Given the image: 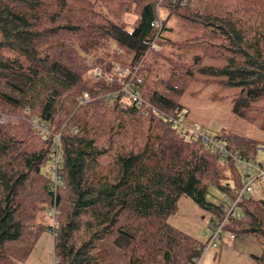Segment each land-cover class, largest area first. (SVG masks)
Listing matches in <instances>:
<instances>
[{"label":"trees","instance_id":"16d2710c","mask_svg":"<svg viewBox=\"0 0 264 264\" xmlns=\"http://www.w3.org/2000/svg\"><path fill=\"white\" fill-rule=\"evenodd\" d=\"M141 61L138 89L158 113L110 79L115 62ZM203 78L233 90L234 111L264 128V0H0V111L17 117L0 122V264H28L47 233L57 264H194L207 237L169 223L179 199L213 221L248 178L167 118L185 117L182 96ZM31 117L61 134L57 189L54 135ZM215 137L264 164V139ZM225 228L256 236L264 264V197L243 196Z\"/></svg>","mask_w":264,"mask_h":264},{"label":"rangeland","instance_id":"374dc122","mask_svg":"<svg viewBox=\"0 0 264 264\" xmlns=\"http://www.w3.org/2000/svg\"><path fill=\"white\" fill-rule=\"evenodd\" d=\"M156 13H161L156 6ZM174 24V22H173ZM177 31V28H176ZM175 36L176 34L173 33ZM206 62L219 64V60L208 58ZM182 103L185 106L183 120L202 128L209 135L225 132L237 135L264 139V128L256 121L239 116L234 111L233 90L223 88L207 78L193 80L184 95ZM259 104H264V98ZM262 151L259 152L261 161ZM252 196L264 197V183L257 180L253 184ZM171 225L198 239H206L212 230L211 213L199 205L192 197L182 196L178 202V209L170 215ZM47 241L46 247L41 243ZM43 241V242H42ZM45 243V242H44ZM51 233L44 234L32 253L28 264L53 263V244ZM263 245L254 235H236L235 238H223L218 247L209 250L200 264H255V255L261 254ZM51 257V259H50ZM47 260L45 262L43 259Z\"/></svg>","mask_w":264,"mask_h":264},{"label":"built area","instance_id":"2783aa9c","mask_svg":"<svg viewBox=\"0 0 264 264\" xmlns=\"http://www.w3.org/2000/svg\"><path fill=\"white\" fill-rule=\"evenodd\" d=\"M153 28L161 30L163 27V19L161 14L156 13V18L151 23ZM151 50H156L154 44L151 46ZM141 62L133 64L131 67H124L121 63L115 62L113 65L112 76H110L111 80H117L121 84V93L129 99L131 102L136 103L140 108L143 114L148 113H158L156 107H154L151 103L147 102L139 92V85L143 82L142 75L140 73L141 70ZM102 68L98 66L97 72L101 73ZM81 103H86L90 100V95L88 92H85L81 98ZM16 115L7 114L3 111H0V122L7 123L9 121H14L16 119ZM168 120L174 123V126L177 127L178 131L183 135L189 138L200 139L205 144L211 145L215 151L221 157H229L231 156L237 165L246 173L248 176L247 181L243 185L242 188L236 190L235 196H231L229 194L224 195L223 200L225 201V205L223 206V210L225 215L222 218L215 217L212 221V230L209 236H207V242L204 245L198 246V249L201 251V254L195 257L194 264H200L205 254L211 250L212 248H216L219 246L223 238H235L236 234L232 231L226 230L225 226L231 216L237 213V206L239 200L248 195L253 191V184L257 180H261L264 183V164H260L256 160H249L246 158L240 157L238 154H234L230 151L227 143L224 142L223 139L215 137L213 135H209L202 128H199L195 124H189L183 120V118H173L167 117ZM31 122L33 129L40 135L48 136L50 134L54 135L55 141V155L52 160V167L55 174V183L54 186L57 189L58 186L63 185V180L61 176L60 167L62 165V159L60 157V153L62 149L60 148V133H53L51 130V126L48 122L42 121L37 117L28 118ZM58 259L53 256V263L57 264Z\"/></svg>","mask_w":264,"mask_h":264},{"label":"crops","instance_id":"0c3cea01","mask_svg":"<svg viewBox=\"0 0 264 264\" xmlns=\"http://www.w3.org/2000/svg\"><path fill=\"white\" fill-rule=\"evenodd\" d=\"M189 124H190V123H189ZM45 238H46V237H45ZM52 239H53V238H52ZM45 240H46V239H45ZM45 240H44L45 243L43 242V243L41 244V247H46L47 250H48V248H49V247L47 246L48 243H47V241H45ZM51 246H52V243H51ZM48 251H49V250H48ZM50 259H51V257H50ZM43 260H44L45 262H47L46 258L43 259ZM49 263H50V260L47 262V264H49Z\"/></svg>","mask_w":264,"mask_h":264}]
</instances>
